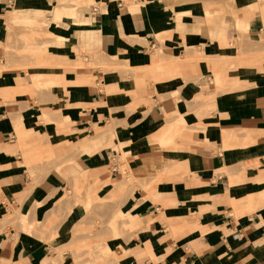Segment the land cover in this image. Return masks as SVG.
Instances as JSON below:
<instances>
[{"label":"crops","instance_id":"obj_1","mask_svg":"<svg viewBox=\"0 0 264 264\" xmlns=\"http://www.w3.org/2000/svg\"><path fill=\"white\" fill-rule=\"evenodd\" d=\"M102 1L77 20L55 0H0V264H264V0L237 7L243 30L208 21L204 0ZM59 8L64 24L26 44L49 63L7 57L9 14ZM94 53L124 67L76 64ZM36 147L53 159L27 163ZM82 186L124 189L102 204L131 224L111 263L104 245L77 261L9 223Z\"/></svg>","mask_w":264,"mask_h":264},{"label":"rangeland","instance_id":"obj_2","mask_svg":"<svg viewBox=\"0 0 264 264\" xmlns=\"http://www.w3.org/2000/svg\"><path fill=\"white\" fill-rule=\"evenodd\" d=\"M243 2L244 0H204V5L208 3L211 6H207L205 9L206 19L210 22L219 19L225 24L230 23L231 19H233L237 22L240 29L243 30L244 27L242 23L248 21L246 17L238 15L239 11L237 8ZM91 3L97 4L99 0H55L54 5L51 4V8L54 6V9L60 4H69V6L76 10V19L79 20L78 18L82 16L85 10L91 11ZM100 3L102 4L104 2L102 1ZM59 13H63L62 8L57 10L53 19L44 17L38 20L28 19L18 21L13 19L9 14V37L12 38L13 41L12 44L6 45V50L8 52L7 57L16 60V65L25 70H29L31 66L35 67L37 65L49 63L41 57H38V55L34 53L35 50L28 49L26 44L32 40L49 37L51 34L47 32V27L53 20L64 24V21L61 20L62 16ZM73 14L74 11L72 10L70 15ZM93 55L94 61L90 59L84 60V58L80 57L76 64L82 66H98L104 70L118 69L122 66L120 64L118 65V63H108L104 60H100V54L94 53ZM160 71L162 75H169L163 70ZM179 71V73H183V70ZM47 84L48 83L38 81L34 83V87L40 88L41 86H47ZM43 117L44 116H42V118ZM172 125L173 124L168 126V128H171ZM21 135L22 134H20L19 137H21ZM28 159H30V157H28ZM44 159L50 161L53 159V155L49 154L48 150H44V147L41 148V151L40 148L36 147L33 151V156L27 163L42 162ZM123 187L125 188V186ZM123 190H117L114 193L112 192L109 196H103V194L87 189L85 186L71 187V191L64 190L63 194L56 200L57 202L54 200L52 204L47 205L43 213H40V216L39 213L37 214L39 204L36 202L34 206L32 205L33 209L28 210L25 215H22L21 212L12 213L9 223L14 224L17 228L38 232V235H40L44 242L52 245L53 249L58 250L60 253H63L65 250L70 252L77 251V261L84 260V255H93L104 245L109 256L107 261L111 263V257L117 255L120 238L129 230L131 224L128 222L125 212H122L118 206H112L110 209L111 215L109 218L105 219V213H103L104 206L102 204H104L106 200H119L124 194ZM79 203H84L83 208L80 207L82 208L80 216L74 220L73 216L77 215V213L74 212L71 217L72 220L69 221L73 208ZM64 227H66L67 236L65 235L66 233H64V239L62 240L60 239L62 238L61 230H63ZM110 242H113V252L108 247V243Z\"/></svg>","mask_w":264,"mask_h":264}]
</instances>
